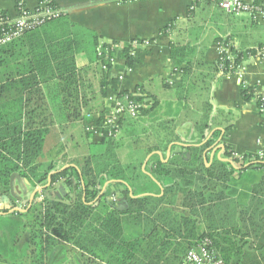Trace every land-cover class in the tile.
<instances>
[{"label": "trees", "instance_id": "16d2710c", "mask_svg": "<svg viewBox=\"0 0 264 264\" xmlns=\"http://www.w3.org/2000/svg\"><path fill=\"white\" fill-rule=\"evenodd\" d=\"M100 42L95 36L93 60L87 66H78V45L65 13L0 46V198L8 196L13 203L11 209L0 210V264H181L187 252L206 237L227 264H250L254 256L246 251L243 239L223 237L221 233H230L220 230L217 221L208 222L206 227L203 224L204 211L209 218L211 211L218 210L220 198L235 182L232 161L238 162L215 158L207 166L204 152L220 131L209 135L221 124L212 115L209 100L202 102L201 115L192 123V139H198L193 143L198 146L176 145L184 151H172L168 160L165 153L169 145L182 142L175 139L180 135L173 129L177 126L174 116L154 121L165 136L161 146L146 148L139 167L124 164L117 151L91 152L73 158L60 151L63 146L56 149V158L51 150L45 151L46 139L56 129L45 87L55 89L66 125L84 122L86 135L92 132L90 125L96 119L101 122L110 112L106 98L110 85L117 81L111 74L117 63H111L106 56L119 53L117 49H105L99 55ZM218 42L226 48L231 46L229 39ZM187 49L186 45L171 42V76L180 74L183 82L190 80L191 92L201 81L210 86L218 74L234 75L249 54L264 51V44L245 51L231 48L232 56L224 52L215 63L203 61L200 65L189 61ZM130 52V43L123 44L119 56L123 66H134L135 56ZM172 86L164 83V87ZM136 90L138 95L126 90L118 96L143 103L150 99L152 105L144 107L139 117L151 115L161 99L142 84ZM254 95L252 88L243 87L245 101L252 100ZM137 118L124 117L121 132L135 136L127 123H136ZM232 127L230 124L226 130ZM121 132L111 136L103 129L101 141L94 144L105 148L121 145ZM155 151H161L163 156L152 155L143 171L146 157ZM231 154L226 146L225 156L230 158ZM255 159L264 166V158ZM15 173L33 186L53 190H58V183L63 182L70 191L75 188L76 199L67 195L68 203L54 196L39 200L37 193L23 208H17V198L10 192ZM14 179L18 181L17 177ZM110 181L122 187L124 209L108 199L105 187ZM58 248L61 252L51 263Z\"/></svg>", "mask_w": 264, "mask_h": 264}, {"label": "crops", "instance_id": "0c3cea01", "mask_svg": "<svg viewBox=\"0 0 264 264\" xmlns=\"http://www.w3.org/2000/svg\"><path fill=\"white\" fill-rule=\"evenodd\" d=\"M40 1L0 0V9L15 14L17 5L34 8ZM52 1L66 11L73 37L78 45L76 60L80 67L89 65L94 58L95 36L101 41L100 43L116 41L127 44L134 39H149L151 41L148 47L140 48L137 51L133 71L126 75L122 81L118 80V75L125 70L124 61L118 58L117 67L111 71L113 77H117V81L110 85L107 98L126 90L135 92L141 84L148 91L157 93L156 85L164 86L165 82H169L174 87V108L187 107V98H193L194 95L198 98H207L213 105L212 115H216L217 122H221L209 135L211 136L212 132L220 131L214 143L205 150L206 155L204 152V159L208 161L207 166H210L215 158L221 161L230 159L225 156L226 146H229L230 150L235 153L247 156L256 155L264 149V114L260 112L258 99H256L259 97L258 95H264V51L258 54H249L239 65L234 75L218 74L211 83L207 80L210 86L201 81L196 87L197 89L193 88L191 92L188 86L190 80L183 82L180 74L171 76L170 61L172 41L188 47L186 57L189 61H194V65L203 61L209 64L215 63L220 57L218 41L221 39H229L231 46L228 49L230 52L231 48L243 51L258 48L259 45L264 44V19L247 14L231 15L226 13L215 0ZM248 1L264 3V0ZM194 70L208 73V70H196V68ZM182 87H185L190 93L189 96L186 97L185 88L182 89ZM243 87L254 90L255 95L252 100L245 101L243 99ZM44 91L48 95V105L54 112L53 117L56 125L58 123L66 125L63 115L59 112L60 101L55 95V89L45 87ZM52 94H54V98H51ZM147 104L152 105L150 99L147 100ZM180 112L182 111L180 110ZM158 121L160 122V120ZM185 121L191 122V119ZM128 123L130 129L135 128L134 123ZM154 123L156 122L153 121L151 125L153 126ZM73 124H68L66 127L73 128ZM83 124L85 123L83 122ZM146 124L150 125V123ZM230 124L233 127L226 130ZM76 130L78 129H74L72 132L75 133ZM56 131L58 130L56 129ZM83 132L86 135L84 129ZM86 136L90 141L89 144L93 145L101 141L100 134L95 130ZM180 145L190 146L181 143ZM62 146L63 148L59 150L65 151L64 145ZM48 150L50 151V149ZM167 153L168 151L165 155L168 160L170 157L167 156ZM154 154L163 156L161 151L152 152L146 157L143 168ZM79 155L81 154L68 153L71 158ZM232 163L235 164L236 169L235 182L225 190L224 197L220 198L218 210L211 211L209 218L204 211L203 224L206 227L208 222L217 221L220 230H227L230 233V235L221 233L223 237L233 236L235 239H243V242L247 243L246 251L254 256V260L250 264H264V166L258 165L259 161L256 159L241 165L233 161ZM109 184L105 188H109L107 193L114 194L116 199L120 200L122 197V194L119 193L121 186L115 181H110ZM111 187L116 188L112 189ZM65 189L64 197L72 195V191L68 187L65 186ZM60 252L61 248L56 249L51 263Z\"/></svg>", "mask_w": 264, "mask_h": 264}, {"label": "built area", "instance_id": "2783aa9c", "mask_svg": "<svg viewBox=\"0 0 264 264\" xmlns=\"http://www.w3.org/2000/svg\"><path fill=\"white\" fill-rule=\"evenodd\" d=\"M220 7L229 14L242 15L247 14L255 18L264 19V3L262 1L248 0H216ZM66 11L51 5L49 0H41L34 8H28L24 5L17 7L16 13L11 14L0 9V46L5 45L16 38L24 35L30 29L42 25L43 23L57 19ZM151 44L149 39L139 40L134 39L130 42L132 56H136L140 48L148 47ZM123 44L116 41H108L105 47L104 42L98 47L99 55H102L103 50L117 49L119 55L114 57L106 56V59L111 63H118V58L122 51ZM224 52L232 56L228 48L220 45V55ZM123 73L118 75V80H123L126 75L133 71V66H124ZM105 68V66H104ZM138 95V91L134 92ZM258 108L264 114V95L257 97ZM110 112L104 117L101 122L98 119L90 125L98 134H102L103 129L111 136H117L121 132V122L124 117L137 118L141 110L148 106L147 102H140L137 99H130L127 96L119 97L118 93L106 99ZM256 156L264 158V149L260 150L256 155L247 156L240 155L232 151L230 160L237 159L238 165L255 159ZM115 199V198H114ZM181 264H227L220 256L218 251L213 247V242L210 238H204L196 247L191 248Z\"/></svg>", "mask_w": 264, "mask_h": 264}, {"label": "rangeland", "instance_id": "374dc122", "mask_svg": "<svg viewBox=\"0 0 264 264\" xmlns=\"http://www.w3.org/2000/svg\"><path fill=\"white\" fill-rule=\"evenodd\" d=\"M126 78V77H125ZM124 78V79H125ZM123 79V80H124ZM122 81V80H121ZM156 89V95L158 96L160 100V105L153 111L151 115H146L141 118V116L138 119V124L134 122L136 125L133 133H135V136H131L128 134H124V132H121V145H116L114 147H103L102 144H95L91 145L89 144L90 141L88 137L83 132V124L82 122H76L73 124V128H68L62 123H58L56 125V129H52L51 133L48 135L46 139V147L45 151L50 149L52 151V154L54 157H57V153L55 152L58 147H61L64 145V150L67 151V153L72 154H81L82 156L87 155L91 152H98V151H117L119 157L121 158L122 162L124 164L126 163H132L139 167L140 162L145 156L146 148L152 145H160L161 146V140L164 138L165 133L164 130L160 128L159 124L154 123L153 126L151 123L155 121L156 119L159 120H166L167 117L174 116L176 119V127L173 125L174 131L180 135V139L182 142H174L173 144L169 145V148L171 147L172 151H184L177 148L176 145L180 146L181 144H191L198 146V144H194L193 142H196L198 139H192L193 134V119L192 118H199L201 111L199 108L202 107L204 101L207 100V98L203 97H197L192 96L193 98H187V108H174V87H164L162 85L155 86ZM136 91V90H135ZM260 96V95H258ZM187 97V96H186ZM257 99V97H256ZM199 103V104H197ZM197 104V105H196ZM189 109V110H188ZM193 109H199L198 112H194ZM180 110L182 112H180ZM197 113V115H196ZM217 114V113H216ZM186 119H191L190 121H185ZM146 123H150L149 126H147ZM74 129H78L73 133L72 131ZM178 131V132H177ZM58 132H62L59 133ZM126 133V132H125ZM164 145V144H163ZM174 146V147H173ZM164 148V147H162ZM168 151V150H166ZM51 161V159L49 160ZM143 167V166H142ZM144 171V168H142ZM148 179V178H146ZM22 180V179H21ZM19 181L14 179V195L11 192V182H10V192L13 196L17 198V208H23L24 204L31 200L33 193L35 190H40L38 192V199L42 200L44 198L43 195V186H33L30 182L26 180H22V186L18 183ZM151 187V184L149 185ZM64 187V186H63ZM118 187V186H117ZM65 188V187H64ZM112 189L116 187H111ZM122 188V187H121ZM107 189H109L107 187ZM111 189V191H113ZM106 190V189H105ZM109 191V190H108ZM119 193H121V189L119 190ZM114 194H110L108 192V199H113ZM121 196V195H119ZM13 206V203L11 199L8 196H4L3 198H0V210L1 209H11ZM131 227H127V231H129ZM58 256V255H56Z\"/></svg>", "mask_w": 264, "mask_h": 264}, {"label": "water", "instance_id": "95a60500", "mask_svg": "<svg viewBox=\"0 0 264 264\" xmlns=\"http://www.w3.org/2000/svg\"><path fill=\"white\" fill-rule=\"evenodd\" d=\"M213 134V132L211 133V135ZM171 146V145H170ZM170 152H171V147L168 149V153H167V156L168 157H170ZM207 154V152H205V155ZM15 177H17L18 178V181H19V184L24 188V186H23V184H22V180H21V178H20V176H19V174L18 173H15V174H13L12 175V177H11V192H12V194L14 195V178ZM49 182H50V180H49ZM58 193H57V197H58V199L57 200H60V199H62V197H64L65 195H66V189L63 187L64 185H63V182H59L58 183ZM106 188V187H105ZM40 190H35V192L33 193V195H32V198H31V200L34 198V196L39 192ZM162 192H163V189H162ZM72 197H73V199L75 200L76 199V190H75V188H73L72 189ZM60 201H62V202H66V203H68L69 201L68 200H60Z\"/></svg>", "mask_w": 264, "mask_h": 264}, {"label": "flooded vegetation", "instance_id": "af4514ba", "mask_svg": "<svg viewBox=\"0 0 264 264\" xmlns=\"http://www.w3.org/2000/svg\"><path fill=\"white\" fill-rule=\"evenodd\" d=\"M69 190H70V188H69ZM57 193H58V190H53L52 188H49L48 186L46 187V186H44L43 187V195H44V197L46 196H49V197H51V196H54V197H56V199H58V197H57ZM70 196V198H72V195H69ZM115 198V199H114ZM60 200H68L69 201V199H68V197L66 196V197H62V199H60ZM116 199V197L115 196H113V199H112V203H114L116 206H120V208L122 209H124V205H122L121 203L122 202H124L125 201V199H124V197H123V195H122V197H121V199L119 200H117Z\"/></svg>", "mask_w": 264, "mask_h": 264}]
</instances>
